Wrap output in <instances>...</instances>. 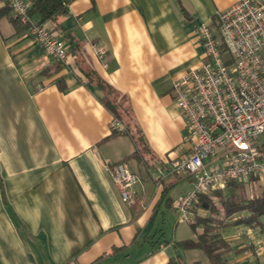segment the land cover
<instances>
[{
	"label": "crops",
	"instance_id": "crops-1",
	"mask_svg": "<svg viewBox=\"0 0 264 264\" xmlns=\"http://www.w3.org/2000/svg\"><path fill=\"white\" fill-rule=\"evenodd\" d=\"M239 1L71 0L68 15L43 23L63 42L70 34L75 47L62 64L10 12L0 18V264H96L125 247L126 258L98 264H167L176 256L210 264L200 250L174 248L201 230L173 209L191 182L170 163L191 145L171 90L205 61L198 28ZM96 78L125 100V133L112 135L115 118L102 107ZM120 161L140 179L133 208L103 171ZM235 219L219 232L232 250L225 260L264 264V215Z\"/></svg>",
	"mask_w": 264,
	"mask_h": 264
},
{
	"label": "built area",
	"instance_id": "built-area-1",
	"mask_svg": "<svg viewBox=\"0 0 264 264\" xmlns=\"http://www.w3.org/2000/svg\"><path fill=\"white\" fill-rule=\"evenodd\" d=\"M12 19L33 38L46 57L65 63L69 46L44 24L30 18L31 3L4 0ZM205 61L172 82L173 104L191 145L185 158L173 160L170 172L189 178L190 190L174 204L180 222L190 224L201 196L225 192L229 182L264 184V0H240L198 28ZM103 49L96 48L101 58ZM115 133H125L113 119ZM121 201L137 204L134 187L140 179L123 162L104 163ZM143 209L144 206L142 205Z\"/></svg>",
	"mask_w": 264,
	"mask_h": 264
},
{
	"label": "trees",
	"instance_id": "trees-1",
	"mask_svg": "<svg viewBox=\"0 0 264 264\" xmlns=\"http://www.w3.org/2000/svg\"><path fill=\"white\" fill-rule=\"evenodd\" d=\"M69 2H71V0H35L30 4V18L37 24L46 22L56 23L60 17L69 14ZM8 14L9 10L7 8L0 10V18ZM10 20L16 27L20 28V25L15 19L10 17ZM55 28H58V26ZM63 39L66 41L64 43L68 44L69 51L73 52L75 46L73 47L71 43L70 34H66ZM58 65L54 68L55 71H58ZM95 81L97 82V86L101 89L102 94H104L100 100L102 107L108 110L115 120L121 122V118L129 114L128 109L124 106L125 100H119L117 94L107 83L98 78H96ZM56 85L59 89H63L61 80L56 81ZM114 134L116 133H112V135ZM244 192V185L229 182L224 193L216 191L209 195L201 196L195 207H193L194 209H192L194 215L193 220L189 224L194 232H196L197 229H200L201 232L195 234V240L175 242L174 248L200 250L206 255L210 264H230L225 259L227 254L231 253L232 250L220 236L219 232L221 228L229 226L226 222L233 218H236L235 220L237 223L253 222L264 215V191L261 195L252 196L251 198H248ZM195 209L206 211L208 217H200L197 215ZM127 249V247L112 248L109 250V253L104 254L97 262L103 263V261L110 258L115 260L120 255L126 258L128 256L126 253ZM113 262L114 261H111L108 264H112ZM167 262V264H185L180 256H176L174 259L171 258Z\"/></svg>",
	"mask_w": 264,
	"mask_h": 264
},
{
	"label": "rangeland",
	"instance_id": "rangeland-1",
	"mask_svg": "<svg viewBox=\"0 0 264 264\" xmlns=\"http://www.w3.org/2000/svg\"><path fill=\"white\" fill-rule=\"evenodd\" d=\"M259 141H264V135H261L258 139ZM264 184L263 183H255L253 185H246L245 186V194L248 198H251L252 196H259L264 191Z\"/></svg>",
	"mask_w": 264,
	"mask_h": 264
}]
</instances>
